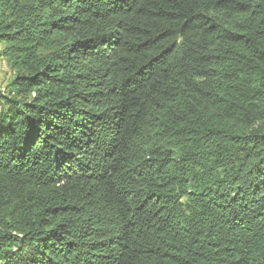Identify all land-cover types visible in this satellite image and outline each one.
<instances>
[{
	"label": "trees",
	"instance_id": "1",
	"mask_svg": "<svg viewBox=\"0 0 264 264\" xmlns=\"http://www.w3.org/2000/svg\"><path fill=\"white\" fill-rule=\"evenodd\" d=\"M0 264H264V0H0Z\"/></svg>",
	"mask_w": 264,
	"mask_h": 264
},
{
	"label": "rangeland",
	"instance_id": "2",
	"mask_svg": "<svg viewBox=\"0 0 264 264\" xmlns=\"http://www.w3.org/2000/svg\"><path fill=\"white\" fill-rule=\"evenodd\" d=\"M13 73L6 63L0 59V91H4L5 85L11 80Z\"/></svg>",
	"mask_w": 264,
	"mask_h": 264
}]
</instances>
